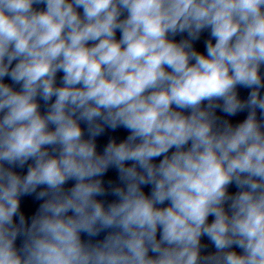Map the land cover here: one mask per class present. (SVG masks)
Wrapping results in <instances>:
<instances>
[{"label":"clouds","instance_id":"9594fccd","mask_svg":"<svg viewBox=\"0 0 264 264\" xmlns=\"http://www.w3.org/2000/svg\"><path fill=\"white\" fill-rule=\"evenodd\" d=\"M0 264H264V0H0Z\"/></svg>","mask_w":264,"mask_h":264},{"label":"water","instance_id":"95a60500","mask_svg":"<svg viewBox=\"0 0 264 264\" xmlns=\"http://www.w3.org/2000/svg\"><path fill=\"white\" fill-rule=\"evenodd\" d=\"M199 47H200L201 50H204L203 44H200Z\"/></svg>","mask_w":264,"mask_h":264}]
</instances>
